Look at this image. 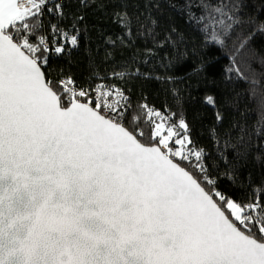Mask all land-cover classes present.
Segmentation results:
<instances>
[{"label": "snow or ice", "instance_id": "obj_1", "mask_svg": "<svg viewBox=\"0 0 264 264\" xmlns=\"http://www.w3.org/2000/svg\"><path fill=\"white\" fill-rule=\"evenodd\" d=\"M65 2L0 0V264H264V184L221 190L237 185L235 163L221 152L224 171L209 172L182 116L141 103L129 119V96L106 81L138 70L47 78L49 54L79 43L75 23L61 26ZM199 6L190 19L224 46L238 21ZM114 19L130 38L127 11ZM225 147L247 155L243 137Z\"/></svg>", "mask_w": 264, "mask_h": 264}, {"label": "trees", "instance_id": "obj_2", "mask_svg": "<svg viewBox=\"0 0 264 264\" xmlns=\"http://www.w3.org/2000/svg\"><path fill=\"white\" fill-rule=\"evenodd\" d=\"M210 2L224 6L238 21L224 46L207 41L202 25L190 19L202 14L200 0H88L87 6L80 0H66L61 26L70 29L75 23L79 43L59 56L49 54L43 71L52 81L71 75L83 85L91 71L106 75L114 68L138 70V75L123 81H106L118 84L129 96L128 118L141 103L173 120L182 116L193 145L204 150L209 172L217 171V166L224 171L221 152L235 163L237 185L220 180L218 187L240 198L249 190V181L253 187L264 184V0ZM118 11L131 17L130 38L115 22ZM81 16L82 20L76 19ZM141 25L151 28V34ZM120 36L123 42L117 39ZM109 41H115V46ZM207 97L213 98L214 105ZM217 113L222 120L217 121ZM140 127L148 131L142 122ZM241 137L247 155L237 161L236 152L243 149L226 148L225 141L237 146Z\"/></svg>", "mask_w": 264, "mask_h": 264}, {"label": "built area", "instance_id": "obj_3", "mask_svg": "<svg viewBox=\"0 0 264 264\" xmlns=\"http://www.w3.org/2000/svg\"><path fill=\"white\" fill-rule=\"evenodd\" d=\"M66 48H67V46H66Z\"/></svg>", "mask_w": 264, "mask_h": 264}]
</instances>
